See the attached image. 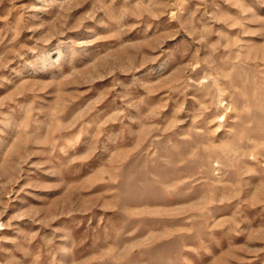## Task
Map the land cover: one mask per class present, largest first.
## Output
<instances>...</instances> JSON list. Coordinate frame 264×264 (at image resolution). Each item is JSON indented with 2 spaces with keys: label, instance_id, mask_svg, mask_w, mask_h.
Segmentation results:
<instances>
[{
  "label": "rangeland",
  "instance_id": "rangeland-1",
  "mask_svg": "<svg viewBox=\"0 0 264 264\" xmlns=\"http://www.w3.org/2000/svg\"><path fill=\"white\" fill-rule=\"evenodd\" d=\"M0 264H264V0H0Z\"/></svg>",
  "mask_w": 264,
  "mask_h": 264
}]
</instances>
